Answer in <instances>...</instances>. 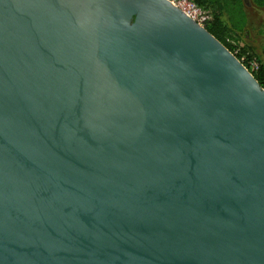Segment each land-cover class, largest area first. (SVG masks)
Instances as JSON below:
<instances>
[{"label":"water","instance_id":"obj_1","mask_svg":"<svg viewBox=\"0 0 264 264\" xmlns=\"http://www.w3.org/2000/svg\"><path fill=\"white\" fill-rule=\"evenodd\" d=\"M0 264H264V89L169 0H0Z\"/></svg>","mask_w":264,"mask_h":264},{"label":"trees","instance_id":"obj_2","mask_svg":"<svg viewBox=\"0 0 264 264\" xmlns=\"http://www.w3.org/2000/svg\"><path fill=\"white\" fill-rule=\"evenodd\" d=\"M256 10H264V0H251ZM198 4L209 9L212 20L205 27V30L219 41L229 52H231L239 61L244 57L246 62L255 60L257 69L252 71V75L261 88L264 89V54L253 55L252 50L244 43L251 38V28L247 22V15L243 0H198ZM243 44L244 47L238 45ZM245 46L248 50L244 49ZM239 50L235 53V50ZM247 55V56H246ZM244 65V66H245Z\"/></svg>","mask_w":264,"mask_h":264},{"label":"rangeland","instance_id":"obj_3","mask_svg":"<svg viewBox=\"0 0 264 264\" xmlns=\"http://www.w3.org/2000/svg\"><path fill=\"white\" fill-rule=\"evenodd\" d=\"M243 2L246 8L245 11L247 15V22H248L249 27L251 28V35H252L250 39H247L244 42V43H247L250 49H252L248 53L249 55H250V52L252 55L254 53L264 54V10H260V11L256 10L251 0H243ZM238 46L244 47L243 44H240ZM248 47L245 46L244 49L248 50ZM244 61H246L245 58H244ZM247 66H249L248 62H246L245 67L247 68Z\"/></svg>","mask_w":264,"mask_h":264},{"label":"built area","instance_id":"obj_4","mask_svg":"<svg viewBox=\"0 0 264 264\" xmlns=\"http://www.w3.org/2000/svg\"><path fill=\"white\" fill-rule=\"evenodd\" d=\"M173 6L178 8L183 14L197 23L200 27L204 28L211 22L212 15L205 6L199 5L198 0H169ZM239 50H235L238 53ZM244 62V58H241ZM247 69L255 71L257 69V62L252 60L248 63Z\"/></svg>","mask_w":264,"mask_h":264}]
</instances>
